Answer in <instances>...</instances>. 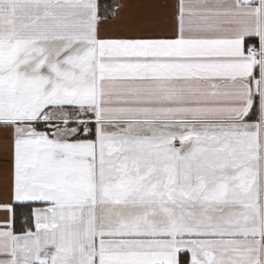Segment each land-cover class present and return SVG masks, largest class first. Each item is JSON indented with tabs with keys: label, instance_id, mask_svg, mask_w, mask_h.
Returning <instances> with one entry per match:
<instances>
[{
	"label": "snow or ice",
	"instance_id": "snow-or-ice-1",
	"mask_svg": "<svg viewBox=\"0 0 264 264\" xmlns=\"http://www.w3.org/2000/svg\"><path fill=\"white\" fill-rule=\"evenodd\" d=\"M0 264H264V0H0Z\"/></svg>",
	"mask_w": 264,
	"mask_h": 264
}]
</instances>
